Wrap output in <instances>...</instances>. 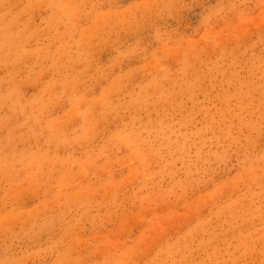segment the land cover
Returning <instances> with one entry per match:
<instances>
[{
    "label": "rangeland",
    "instance_id": "rangeland-1",
    "mask_svg": "<svg viewBox=\"0 0 264 264\" xmlns=\"http://www.w3.org/2000/svg\"><path fill=\"white\" fill-rule=\"evenodd\" d=\"M0 264H264V0H0Z\"/></svg>",
    "mask_w": 264,
    "mask_h": 264
}]
</instances>
